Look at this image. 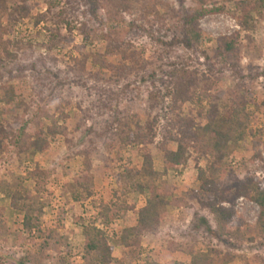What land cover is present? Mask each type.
Listing matches in <instances>:
<instances>
[{"label":"rangeland","instance_id":"374dc122","mask_svg":"<svg viewBox=\"0 0 264 264\" xmlns=\"http://www.w3.org/2000/svg\"><path fill=\"white\" fill-rule=\"evenodd\" d=\"M129 1L117 16V0H0L1 43L11 45L9 58L0 46V264H192L200 254L211 264H262V209L237 192L252 177L264 181V8L248 33L238 4L249 0L210 2L207 9L219 12L199 21L203 38L191 52L163 41L180 37L182 13L198 7L193 0ZM106 41L124 55L107 57L102 68L94 56L106 52ZM233 41L227 55L224 43ZM108 64L124 65V75ZM10 88L16 99L6 102ZM180 94L191 99L176 103ZM244 101L251 121L247 136L231 144L222 188L232 200L220 203L239 214L243 237L218 238L215 217L196 198L207 197L198 179L207 161H198L193 144L179 170L166 171L165 158L185 123L198 129L201 109L225 115ZM137 132L148 133L150 144L127 145ZM39 134L49 140L43 152L31 148ZM146 154L172 204L129 250L123 233L137 226L150 195L135 189L145 177L128 184L124 173L140 172Z\"/></svg>","mask_w":264,"mask_h":264},{"label":"trees","instance_id":"16d2710c","mask_svg":"<svg viewBox=\"0 0 264 264\" xmlns=\"http://www.w3.org/2000/svg\"><path fill=\"white\" fill-rule=\"evenodd\" d=\"M198 7L192 10L184 11L181 15V22L183 23L180 32V37L174 39L172 43H167L163 41L166 45H176L178 42L183 45L188 51L194 52L198 45L202 41V33L198 29L199 21L206 15L210 13L219 12V9H207L210 2L217 0H193ZM99 2V0H98ZM118 6L116 13L117 16H122L124 10L128 9V4L131 2L129 0H117ZM1 8V7H0ZM264 8V0H249L238 4V10L240 12L239 22L244 31L251 33L254 30V18L253 13H259L260 10ZM0 12L1 9H0ZM65 18V17H63ZM63 23L67 25L70 31H73V22L68 19H63ZM113 23H117L119 19L112 18ZM4 29L0 23V46L2 50L6 52L7 57L11 56L10 44L7 42H2V35ZM86 38L88 36L86 35ZM160 39H158L159 41ZM162 40L160 42L162 43ZM108 42V41H106ZM106 52L104 54L98 53L94 56L96 64L105 68L107 57H112L115 55H124V49L112 41L108 42ZM225 52L230 55L232 51L236 48V44L233 42L224 43ZM3 59H0V67L5 65ZM110 71H119L124 75V65L114 66L108 64L107 66ZM6 97L4 101L11 102L16 99V91L14 88L5 89ZM189 91V90H188ZM182 94V93H181ZM180 94V95H181ZM176 95L175 89L168 91V96ZM187 96H190L187 94ZM176 98V97H175ZM190 97L182 98L178 96L174 99L176 103H186L190 100ZM248 104L246 101L236 103L230 112L227 114H218L216 116H203V110L201 109L198 114V119L200 120V126L196 129L195 121H188L183 125V128L176 138L171 140L177 143V150L171 151L167 154L165 158V170L166 171H176L179 170L186 163L188 156V148L191 144L195 146L196 153L198 156V161L206 160L207 165L205 168L199 167L198 179L201 184V192L203 195L207 196L205 199H199L200 205L208 210L216 220V235L220 238L219 234H227L234 239H238L239 236L243 237L242 230V219L234 208L226 209L220 205L222 201L232 200L231 190L227 188H222V181L227 173L228 165L227 160L232 151V143H238L247 136L248 127L251 121V115L247 110ZM195 128V129H194ZM3 127L0 124V135L4 132ZM52 130V129H51ZM55 133H48V136H53ZM134 138L127 141V145L140 146L142 144H150V136L148 133H132ZM27 136L26 131L21 132L15 139V146L20 145L23 138ZM49 146V140L42 134L35 137L32 141L31 148L39 152L45 151ZM144 165L140 172H134L133 170H126L124 173V180L126 183H130L134 178L139 176L145 177L144 183H139L135 185V189L140 193H149L150 198L145 208L138 212V224L135 228L127 229L122 236L121 242L123 247L126 249L134 250V241L138 240L140 232H148L152 227H156L162 219V215L166 213L167 207L172 204L168 201V192L166 188L157 185L156 181L159 173L154 169L152 159L149 155H144ZM87 188V187H85ZM167 192V194H165ZM241 196H246L248 199L257 203L261 211L260 219L256 225V229L264 234V181H260L256 177H252L247 181H244L239 186L237 192V198ZM234 201V200H233ZM178 206H187L188 203H184L183 200H175L173 202ZM30 208V207H29ZM33 208V207H32ZM19 210V209H18ZM20 211V210H19ZM20 212H24L21 209ZM110 211H108L109 213ZM25 224L30 226L33 222V215L31 211L27 208L24 212ZM100 232V231H98ZM99 248V243L93 241L90 244L91 250H96ZM133 252V251H132ZM133 255V254H132ZM201 255V256H200ZM194 257L192 264H211L213 259L207 255L200 254ZM201 257V258H200ZM203 262H200V260ZM264 264V260L261 258H256Z\"/></svg>","mask_w":264,"mask_h":264},{"label":"built area","instance_id":"2783aa9c","mask_svg":"<svg viewBox=\"0 0 264 264\" xmlns=\"http://www.w3.org/2000/svg\"><path fill=\"white\" fill-rule=\"evenodd\" d=\"M244 201H245L244 198H241V199L239 200V202H240L241 204H242Z\"/></svg>","mask_w":264,"mask_h":264}]
</instances>
